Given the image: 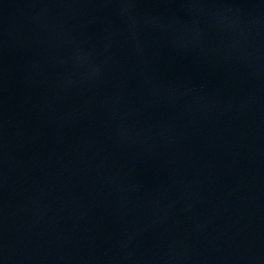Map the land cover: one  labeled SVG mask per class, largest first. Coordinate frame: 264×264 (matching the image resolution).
<instances>
[{
  "label": "water",
  "instance_id": "water-1",
  "mask_svg": "<svg viewBox=\"0 0 264 264\" xmlns=\"http://www.w3.org/2000/svg\"><path fill=\"white\" fill-rule=\"evenodd\" d=\"M0 264H264V0H0Z\"/></svg>",
  "mask_w": 264,
  "mask_h": 264
}]
</instances>
